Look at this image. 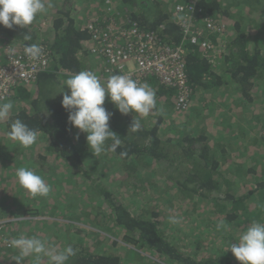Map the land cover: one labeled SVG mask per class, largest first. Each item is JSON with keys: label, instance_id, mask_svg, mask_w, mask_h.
<instances>
[{"label": "trees", "instance_id": "1", "mask_svg": "<svg viewBox=\"0 0 264 264\" xmlns=\"http://www.w3.org/2000/svg\"><path fill=\"white\" fill-rule=\"evenodd\" d=\"M196 1L205 15L224 23L234 35L227 38L226 51L222 52L216 67H212L202 57L198 47L188 45L189 50L185 59L189 94L186 109L190 108V103L194 101L193 96L197 93L202 98L209 99L211 93L214 95L224 88L227 91L231 88L230 90L250 99L251 91L256 86L258 90L261 88L260 92L264 97V46H261L264 45V0ZM121 3L122 6H126V11L119 7L122 15L136 21L143 30L155 33L171 46L180 42L179 27L169 19V14L164 7L165 3L161 0H121ZM80 24L83 25V23ZM80 24L69 16V12H64L52 19L50 30L53 31V37L49 30L40 37L38 34L40 30L37 28L14 26L9 29L0 25V56L13 49L19 50L18 47L21 44L23 47L44 46L51 59L48 70L38 74L32 81L16 84L10 96L4 100V102L11 101L13 104L9 115L0 119L7 129L5 132H9L11 124L16 119H20L30 128L37 130L38 135L47 136V144L43 149L46 154H37V159L48 160L51 159L49 155L56 154L74 170L82 169V162L85 157H88L84 154L85 151L83 153L79 149L84 144V135L87 133L81 132L70 124L68 111L61 105L63 93L59 91H68L64 82L71 74L81 70L92 71L94 58H103L102 46L95 41L87 43L89 35L79 28ZM26 33L31 36L30 40L24 39ZM60 76L61 79H59ZM150 83L156 92V110L173 106V101L175 104L176 88L164 85L157 79H152ZM241 96H238L239 100ZM251 100L253 101V98ZM192 106L194 108L193 104ZM104 107L113 113L109 125L122 141L117 152L112 153L125 164H132L130 168L134 171L132 175L134 180L143 183L145 176L152 177L153 174L160 173L159 178L175 186L179 201L177 198L176 200L179 204L186 201L183 206L180 204L182 207L192 208L188 203H195V206L199 203L206 207L213 205L214 221L223 223L222 228L233 227V224H241L247 219L251 220L252 217L255 221H264L262 209L264 206V155L260 160L259 168L256 167L255 161H252L244 171L240 166L241 163L237 170H233L231 166L222 168L225 162L223 153L226 149L223 147L218 151L217 141L220 139L216 137L215 132L211 133L205 129V126L201 127V122L192 132L179 130V138L173 137V139L169 136L163 139L159 135V126L163 120L161 114L158 113L155 120H152L157 113H155L156 110L148 117H139L134 112L121 114L107 95ZM198 117L203 116L198 114ZM133 119H140L141 131L130 130ZM77 134L78 139L75 138ZM255 142L253 140L252 144H256ZM110 143L111 141H107L106 146ZM120 151H125L127 155L121 157ZM256 152L260 150L256 149ZM87 153L89 154L88 151ZM151 161L153 165L161 167L162 172H154L151 169ZM141 162L147 164L143 166ZM141 167L152 170V175L143 174ZM93 175L100 178L102 176L97 173L87 174L86 178L90 180V186L97 188L98 195L102 197L101 203L106 202L108 205L110 212L108 215L104 213V219L121 230L120 237L127 246L134 245L145 249L155 258L165 260L166 262L161 261L163 264H240L231 252L228 254L211 250L201 251L198 255L197 249H185V246L178 241L166 236L163 222L159 220L158 210L155 211L150 207L132 210L124 197L116 198L110 189L98 183L96 178H92ZM248 175L252 177L250 180L255 182V187L245 192L246 189L243 190V188L246 184L244 180L242 181V177L247 178ZM150 182V187L156 189L155 180ZM4 185H6L5 182L0 184V192L7 187L3 189ZM164 185L171 187L167 183ZM11 191L15 192L11 189L10 194L13 193ZM255 198L257 204L251 212L247 206L249 201H246ZM168 203L172 202L169 200ZM24 208L28 210L27 207ZM24 208L23 213L19 212L18 216L33 217L32 215L40 213L39 210L30 213ZM188 213L189 210L186 211V214ZM242 216L247 219H241ZM233 218L236 219L231 221ZM73 234L78 235L77 242L71 244L76 254L70 257L67 264H122L121 256L114 251L117 247L115 245L118 244L116 239L109 237V243L105 244L104 233L97 235L94 231L82 233L79 230ZM1 238L0 241L3 243ZM64 247L65 244H63ZM10 252L17 253L14 250ZM8 256L7 254L6 257ZM12 264H16V261L12 260ZM41 264H48L47 258Z\"/></svg>", "mask_w": 264, "mask_h": 264}, {"label": "rangeland", "instance_id": "2", "mask_svg": "<svg viewBox=\"0 0 264 264\" xmlns=\"http://www.w3.org/2000/svg\"><path fill=\"white\" fill-rule=\"evenodd\" d=\"M102 1L46 0V4L50 2L51 7L46 6L45 10L37 15L29 27L40 30L38 32L40 37L46 34L48 30L53 37V31L50 30L52 19L64 12H69V16L78 21V24L84 23L93 14L92 8L94 6L96 8ZM161 1L165 3V9H168L172 3V0ZM113 3L116 7L118 6V8L120 7V9L126 11V6L121 5V0H113ZM135 7L134 10L137 8ZM226 28L229 37L233 36L232 30ZM229 37L227 35V38ZM3 56L4 54L0 57ZM61 78L60 76L59 79ZM230 89L228 88V91L225 88L221 89L214 95H211V93L209 99L202 98L197 93L193 96L194 101L192 104L194 108L190 103L189 109L176 110L173 101V106L157 109L155 111L157 113L152 120H155L158 113L161 114L163 120L159 126V135L163 139L169 136L179 138V130L182 129L187 133L192 132L201 122V127L205 126V129H208L209 132H215L216 137L220 139L217 141L218 151L223 147L226 149L223 153L225 162L222 168L231 166L233 170H237L241 163L240 166L244 171L252 161H255L256 167L259 168L261 165L260 160L263 159L264 155L263 93L260 92L261 88L258 90L255 86L251 91L252 101L251 98H244ZM238 96L242 98L239 100ZM198 114H202L203 117L199 118ZM251 127H254V130ZM5 130L7 129L0 122V184L6 183L3 189L7 186L0 192V220L6 221L1 226L3 229L0 230L3 242H10L11 239L20 235L36 236L48 240L58 249H63V244L67 246L77 242L76 237L78 235L73 233H77L79 230L82 233L94 231L97 235L100 233L106 235V239L103 241L105 244L109 243L110 238L117 240L118 244L115 245L117 247L114 251L121 256L122 264H163L161 261L165 260L155 258L145 249L134 245L127 246L120 237L121 230L113 223L105 221L104 213L108 215L110 212L108 205L106 202L101 203L102 197L98 195L97 188L90 186L91 182L86 178L87 174L96 173L102 177L100 178L97 175L91 177L96 178L98 183L110 189L116 198L124 197L125 202H129L128 207H131L132 210L149 207L155 211L158 210L160 212L159 220L163 222L162 226L166 236L169 239L178 241L182 246H185V249H197L198 255L201 251L211 250L223 251L229 254L230 249L225 250L229 243L238 240L242 232L252 222V219L254 220L253 217L248 220L242 216L241 219H247L243 223L218 229L217 225L220 223L214 221L213 205L206 207L199 203H196L198 206H195V203H188L192 208L189 206L182 207L186 201L183 204L180 203L182 206L179 204L175 186H172L167 180L159 178L160 173L158 175L153 174L152 177L145 176L143 183L134 180L132 176L134 171L130 168L132 164H125L122 160L116 158L111 151L107 150V146L106 150L99 156L94 155L87 144V134L84 135V144L79 149L83 153L85 151L84 154L88 157L84 158L82 169L74 170L71 165L64 163V160L57 157L56 154L49 155L51 159L48 160L36 158L37 154L45 153L43 149L47 144V136L38 135L37 141L32 146L25 148L19 142L10 139L8 132H5ZM253 140L254 142L256 140V144H252ZM256 149L260 152H256ZM141 164L144 166L147 163L141 162ZM19 167L32 168L42 175L51 186L50 194L47 197L31 196L17 181L15 173ZM142 167L140 170L143 174L152 175V170L162 172V168L153 165V161H151L152 170L142 169ZM250 179L252 177H249V175L247 178L242 177V181L244 180L246 184L243 188V190L246 189L245 192L249 191L251 187H255V182ZM152 180H155L156 189L150 187V181ZM165 183L171 185V187L165 186ZM11 189L15 190V192L11 191L12 194L9 193ZM166 192L168 194H165ZM36 199L38 200L36 201ZM169 200L172 202L171 204L168 203ZM255 200L256 198L246 201H249L247 206L251 212L256 207L257 201ZM24 207H27L28 210ZM23 208L30 213H34L30 211L32 208L39 210L40 213L32 215L33 217L18 216L19 212L23 213ZM262 209L264 211V206ZM188 210L189 213L186 214ZM172 218L177 222L173 223ZM235 219L233 218L231 221ZM94 222L95 224H92ZM20 227L23 230L22 234L18 233ZM2 244L5 245L0 241V249L3 247ZM10 250L17 252L14 248H6L5 252L9 255L7 261H5L6 264H12L13 257L17 254L11 253ZM2 259L3 256L0 255V260ZM22 264H34L33 257H28Z\"/></svg>", "mask_w": 264, "mask_h": 264}, {"label": "clouds", "instance_id": "3", "mask_svg": "<svg viewBox=\"0 0 264 264\" xmlns=\"http://www.w3.org/2000/svg\"><path fill=\"white\" fill-rule=\"evenodd\" d=\"M46 6L51 7V3L46 4V0H0V25L9 29L14 26L27 27ZM24 39L30 40L31 36L26 33ZM24 52L32 59H38L42 49L37 45H29L25 46ZM64 83L68 91L59 92L63 93L61 105L68 111V121L81 132L87 133V144L96 156L106 150L107 141H111L107 150L113 153L122 144L121 138L109 125L113 113L104 107L106 95L121 114L134 112L139 117H148L157 108L155 90L147 82L133 79L131 74H112L101 82V78L93 71L81 70L71 74ZM12 108L11 101L0 103V119L7 117ZM10 127L9 138L23 147H30L37 141V130L20 119H16ZM130 130L141 131L140 119H133ZM75 138H79L78 134ZM119 155L123 157L127 153L120 151ZM15 174L19 185L31 196L47 197L50 194L51 186L32 168L19 167ZM172 222L177 221L172 218ZM217 227H223V223ZM234 241L225 250L230 249L240 264H264V222L252 221ZM10 246L17 250L13 257L16 264H22L28 257H33L34 264H41L44 258H47L48 264H67L70 257L76 254L71 245L58 249L48 240L36 236L20 235L10 240Z\"/></svg>", "mask_w": 264, "mask_h": 264}, {"label": "built area", "instance_id": "4", "mask_svg": "<svg viewBox=\"0 0 264 264\" xmlns=\"http://www.w3.org/2000/svg\"><path fill=\"white\" fill-rule=\"evenodd\" d=\"M112 3L113 0H103L96 8L94 6L93 14L79 26L89 35L87 43L95 41L102 46L103 58H94L92 71L101 78V82L112 74L126 73L150 86V81L157 79L164 85L176 88L175 109H186L189 95L185 62L188 45L198 47L202 57L216 67L225 50L227 35L229 37L225 24L205 15L196 0H172L166 10L169 19L178 25L181 40L171 46L155 33L143 30L136 21L122 15L121 10ZM18 48L0 57V103L10 96L16 84L50 68L51 59L45 48H41L38 59L28 57L21 44ZM5 222L0 220V229ZM3 243L10 245L9 241Z\"/></svg>", "mask_w": 264, "mask_h": 264}, {"label": "crops", "instance_id": "5", "mask_svg": "<svg viewBox=\"0 0 264 264\" xmlns=\"http://www.w3.org/2000/svg\"><path fill=\"white\" fill-rule=\"evenodd\" d=\"M31 212H35L36 210H34L33 208H32V210H30ZM22 232H23V230H22V228L20 227V230H18V233L19 234H22ZM0 238H1V235H0ZM3 245V244H2ZM6 246L5 245H3V247H2V249H0V255H2L3 256V259L2 260H0V264H6V262L5 261H7V253L5 252V250H6Z\"/></svg>", "mask_w": 264, "mask_h": 264}, {"label": "bare ground", "instance_id": "6", "mask_svg": "<svg viewBox=\"0 0 264 264\" xmlns=\"http://www.w3.org/2000/svg\"><path fill=\"white\" fill-rule=\"evenodd\" d=\"M113 4V3H112ZM40 48H45L44 46H39ZM9 53V52H8ZM45 71V70H44ZM43 71H41V72H39V73H37L36 75H35V77H37V75L38 74H40V73H42ZM35 77H33V78H29V79H27V80H24L23 82L25 83V82H29V81H32ZM3 103V102H2Z\"/></svg>", "mask_w": 264, "mask_h": 264}]
</instances>
